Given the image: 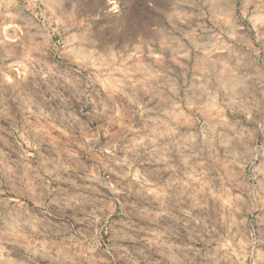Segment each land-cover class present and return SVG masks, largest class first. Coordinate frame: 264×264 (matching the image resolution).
<instances>
[{
	"label": "clouds",
	"instance_id": "obj_1",
	"mask_svg": "<svg viewBox=\"0 0 264 264\" xmlns=\"http://www.w3.org/2000/svg\"><path fill=\"white\" fill-rule=\"evenodd\" d=\"M0 264H264V0H0Z\"/></svg>",
	"mask_w": 264,
	"mask_h": 264
}]
</instances>
